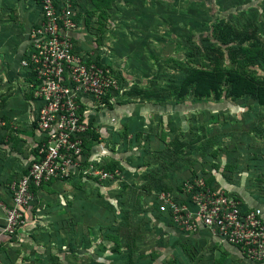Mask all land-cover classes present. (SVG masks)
<instances>
[{"label":"rangeland","instance_id":"obj_1","mask_svg":"<svg viewBox=\"0 0 264 264\" xmlns=\"http://www.w3.org/2000/svg\"><path fill=\"white\" fill-rule=\"evenodd\" d=\"M73 1L79 28L93 36L87 49L108 54L125 89L93 114L94 153L109 155L99 171L112 177L43 189L34 223L0 248V264H246L219 245H180L144 211L193 169H250L264 182V106L227 93L233 76L264 87V0ZM202 72L222 75L220 94L195 92L188 80ZM23 131L8 125L14 138L0 137L1 178L20 173Z\"/></svg>","mask_w":264,"mask_h":264},{"label":"built area","instance_id":"obj_2","mask_svg":"<svg viewBox=\"0 0 264 264\" xmlns=\"http://www.w3.org/2000/svg\"><path fill=\"white\" fill-rule=\"evenodd\" d=\"M40 7L41 22L29 32V47L20 63L32 103L29 126L34 136L20 176L0 181V245L31 228L37 194L44 185L92 173L112 177L105 168L99 171L102 156L109 155L94 153V140L92 150L86 145L92 140L93 114L124 93L121 75L100 64L92 49L78 45L81 14L73 0H41ZM0 126H5L2 119ZM180 184L182 193L162 189L154 194L159 211L170 214L179 232L189 235L206 229L240 262L264 264V202L251 205L246 195L238 197L236 190L248 189L242 183L228 189L222 183L211 186L202 176H189Z\"/></svg>","mask_w":264,"mask_h":264},{"label":"crops","instance_id":"obj_3","mask_svg":"<svg viewBox=\"0 0 264 264\" xmlns=\"http://www.w3.org/2000/svg\"><path fill=\"white\" fill-rule=\"evenodd\" d=\"M40 1L0 0V119L5 121V125H21L26 131L17 135L16 138L29 142L26 159L24 161H17L15 167V169H19L20 174L25 162L29 158L32 138L34 136L29 126L32 103L30 96L27 95L24 89L25 86L22 79L24 73L20 63L29 47L28 34L42 19ZM80 24H82L81 15ZM80 29L76 33L77 43L83 50H87L86 43L89 41L93 42V36L85 35L83 33L85 31ZM92 49L96 51L94 47ZM96 55L98 60L106 64L102 59L108 55L106 52L102 51V57L100 53H96ZM3 127H0V137L10 134H5L6 131L2 129ZM1 131L4 133L2 134ZM14 134L16 133H11L9 136L13 139ZM6 179L9 178L0 177V181Z\"/></svg>","mask_w":264,"mask_h":264},{"label":"trees","instance_id":"obj_4","mask_svg":"<svg viewBox=\"0 0 264 264\" xmlns=\"http://www.w3.org/2000/svg\"><path fill=\"white\" fill-rule=\"evenodd\" d=\"M99 61L100 60H98V62ZM99 63L101 64L102 62L100 61ZM231 81L232 83L230 84L229 86L230 88L227 91V93L231 97H233L234 99H241V98H246V96H252L255 99L256 103H258L261 106H264V87L263 86H256V84L252 83L251 81H248L246 79H238V77H235V76L231 78ZM221 82H222V75H220L219 73H212V72H202L197 75H193L188 80L189 84H192V83L195 84V88H196L195 92L199 96H207V95L209 96L211 92H218V94H220ZM188 87H186V89H188ZM108 106L112 108V105L108 104ZM7 127H8V124L3 127L5 131H7ZM91 136H92V140H88L87 145H86L87 150L89 151L92 150L93 138H97L98 134L95 131H91ZM221 170L223 171L222 172L223 174L217 177V174ZM239 172L242 173V176L240 177L241 180L244 181L242 183H245V185L243 186H245V188H248L249 186H254L255 188L254 190L249 189V191L248 189H246L247 191L245 193L243 191L237 192L236 190L235 193H237L238 197H242L243 194L244 196L246 195L251 205H259L262 202H264V182H262L263 180L260 181V177L257 176L256 171H250V169H207V167H203L201 169L191 170L190 176L192 177L202 176L206 179V182L211 186L221 185L220 183H222L226 185L227 188L229 189L231 187H236V188L239 187L240 183H236V181L235 182L233 181V175ZM16 176H20V173ZM248 176H254L255 184L253 182H250L251 180H248ZM184 178L178 180L177 183L175 181L173 184H176V185L172 187H168V188L165 187L164 189L170 190L174 193H178V192L182 193L180 182ZM7 180L10 181L11 178ZM64 183H66V181H52L48 183L47 185H44L43 189H47V190L52 189V191H55V190L61 191ZM42 191H39L37 194V205L35 206V209L39 205L40 198L42 197L41 195ZM154 198L155 197L153 194L154 203L152 204V207L150 210L144 211L145 214H147L148 212H151V215L154 216L152 217L159 223V226H158L159 229L164 230L166 227V229L175 233V237H176L175 241L177 243L180 241V245H181L186 241H191V242L194 241L195 243H200V242H206L208 244L210 243L209 244L210 246L217 245L211 238L210 232L206 229H200L197 233L192 234V235H186L182 232H179V230L174 226L171 220L170 214L159 211L158 203L155 201ZM183 198H184L183 201H185V197ZM6 244L7 243H2L0 245V248ZM225 249L227 252V250L230 248L225 247ZM251 264H258V263H251Z\"/></svg>","mask_w":264,"mask_h":264}]
</instances>
